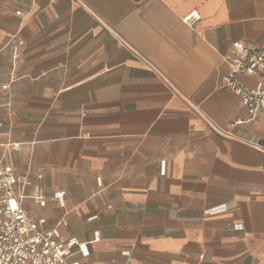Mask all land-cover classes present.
<instances>
[{"label":"crops","instance_id":"obj_1","mask_svg":"<svg viewBox=\"0 0 264 264\" xmlns=\"http://www.w3.org/2000/svg\"><path fill=\"white\" fill-rule=\"evenodd\" d=\"M234 43L264 44V0H0V159L74 259L264 264V154L216 132L264 145L220 88Z\"/></svg>","mask_w":264,"mask_h":264},{"label":"built area","instance_id":"obj_2","mask_svg":"<svg viewBox=\"0 0 264 264\" xmlns=\"http://www.w3.org/2000/svg\"><path fill=\"white\" fill-rule=\"evenodd\" d=\"M16 15H21V12L16 11ZM200 18L199 13L192 11L184 15L181 22L190 27ZM10 46L12 59L16 60L23 42L14 37ZM222 59L230 68L221 77L220 88L238 97L249 121L264 118V44L250 46L234 43ZM245 78L252 80L253 84L242 82ZM242 123L239 120L233 121L226 129L216 132L264 154L262 140L241 141L232 133ZM30 186V181L21 179L11 166L0 159V264H82L74 256L79 254L86 258L89 255L87 243L80 242L76 237H64L58 227H48L44 219L35 220L29 216L23 205L25 199L39 207L45 205L41 191H34L30 195L25 192ZM63 196L64 192H60L56 199L62 203ZM226 209L222 205L208 209L204 214H216ZM122 256H129V252H122Z\"/></svg>","mask_w":264,"mask_h":264}]
</instances>
